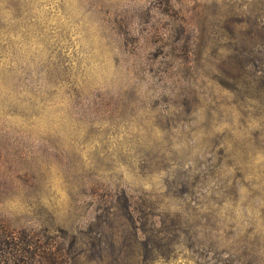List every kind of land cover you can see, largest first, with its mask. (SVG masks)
Instances as JSON below:
<instances>
[{
  "label": "rangeland",
  "instance_id": "374dc122",
  "mask_svg": "<svg viewBox=\"0 0 264 264\" xmlns=\"http://www.w3.org/2000/svg\"><path fill=\"white\" fill-rule=\"evenodd\" d=\"M0 221L73 264H264V0H0Z\"/></svg>",
  "mask_w": 264,
  "mask_h": 264
},
{
  "label": "trees",
  "instance_id": "16d2710c",
  "mask_svg": "<svg viewBox=\"0 0 264 264\" xmlns=\"http://www.w3.org/2000/svg\"><path fill=\"white\" fill-rule=\"evenodd\" d=\"M141 231L134 226L135 254L136 247L144 249L146 246ZM57 239L65 240L63 236ZM56 242L45 231L13 229L5 221H0V264H73L75 258L71 252H60L55 246Z\"/></svg>",
  "mask_w": 264,
  "mask_h": 264
}]
</instances>
